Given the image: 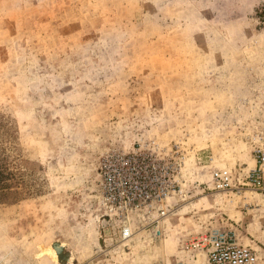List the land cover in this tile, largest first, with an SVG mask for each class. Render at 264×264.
I'll return each instance as SVG.
<instances>
[{
	"label": "rangeland",
	"instance_id": "obj_1",
	"mask_svg": "<svg viewBox=\"0 0 264 264\" xmlns=\"http://www.w3.org/2000/svg\"><path fill=\"white\" fill-rule=\"evenodd\" d=\"M261 3L0 0V264H210L218 227L264 264L261 195L213 178L255 165Z\"/></svg>",
	"mask_w": 264,
	"mask_h": 264
},
{
	"label": "built area",
	"instance_id": "obj_2",
	"mask_svg": "<svg viewBox=\"0 0 264 264\" xmlns=\"http://www.w3.org/2000/svg\"><path fill=\"white\" fill-rule=\"evenodd\" d=\"M254 17L261 24H264V3L255 8ZM256 139L254 147L255 165L252 168H244L239 176L236 175V171L230 168L217 169L213 174V178L215 187L220 191H232L239 195H243L246 191L260 194L264 209V131L259 133ZM138 161L139 158L135 155H122L119 157V163L114 164L112 171L120 179L118 190L121 191V195L120 199L117 198L119 202L125 204L135 203L152 196L142 190L132 192L124 189V187H127V184H124L122 180L125 174L124 166H126L125 164H137ZM138 187L136 184V188ZM124 235H130L128 227L124 228ZM201 240V246L207 251L210 264H259L262 261L259 245L243 243L237 228H214ZM262 246L264 247V243Z\"/></svg>",
	"mask_w": 264,
	"mask_h": 264
},
{
	"label": "water",
	"instance_id": "obj_3",
	"mask_svg": "<svg viewBox=\"0 0 264 264\" xmlns=\"http://www.w3.org/2000/svg\"><path fill=\"white\" fill-rule=\"evenodd\" d=\"M61 243L55 242L53 244V247H59V260L62 263H66L68 261H71V252L65 251V247L60 246Z\"/></svg>",
	"mask_w": 264,
	"mask_h": 264
},
{
	"label": "bare ground",
	"instance_id": "obj_4",
	"mask_svg": "<svg viewBox=\"0 0 264 264\" xmlns=\"http://www.w3.org/2000/svg\"><path fill=\"white\" fill-rule=\"evenodd\" d=\"M60 246H62V245H60ZM62 247H64V246H62ZM52 248L56 251L57 257L59 258V247H53L52 246Z\"/></svg>",
	"mask_w": 264,
	"mask_h": 264
},
{
	"label": "trees",
	"instance_id": "obj_5",
	"mask_svg": "<svg viewBox=\"0 0 264 264\" xmlns=\"http://www.w3.org/2000/svg\"><path fill=\"white\" fill-rule=\"evenodd\" d=\"M3 175H4V173L0 172V182H1V181H2V179H3ZM1 188H4V186H3V185H1Z\"/></svg>",
	"mask_w": 264,
	"mask_h": 264
}]
</instances>
